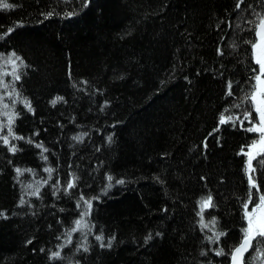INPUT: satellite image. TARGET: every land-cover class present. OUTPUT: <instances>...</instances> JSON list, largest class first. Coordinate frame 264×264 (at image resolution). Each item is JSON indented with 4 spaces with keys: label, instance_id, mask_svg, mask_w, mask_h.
Here are the masks:
<instances>
[{
    "label": "trees",
    "instance_id": "obj_1",
    "mask_svg": "<svg viewBox=\"0 0 264 264\" xmlns=\"http://www.w3.org/2000/svg\"><path fill=\"white\" fill-rule=\"evenodd\" d=\"M7 2L17 7L0 9V33L17 19L24 21L9 34L6 47H15L26 57L29 67L23 93L33 98L37 108L35 116L28 113L27 119L18 121L17 130L30 135L39 127V139L56 150L49 160L62 169L67 160L79 159L92 176L86 178V195L102 196L94 202L97 226L105 229V235L117 237L109 249L99 247L90 235L93 244L91 252L84 254L86 264H200V235L190 231L195 200L205 190L200 177H210L208 187L221 202L219 209L208 211L237 224L240 217L234 211L235 196L230 194L242 195L247 186L243 158L236 152L250 142V134L230 127L212 132L218 111L232 99L224 96L226 79L217 77L215 70L225 71L220 68L225 64L230 70L226 75L236 71L241 80L247 78L242 47L240 55H226L223 60L216 54L218 44L227 48L234 39L235 29L227 28L230 13L235 22L234 0H92L78 15L48 18L40 13L64 11V0L59 5L54 0ZM80 3L75 0V6ZM4 43L0 40V45ZM121 73L125 75L118 79ZM81 78L89 84L84 85ZM73 80L81 87L75 88ZM96 88L103 92H95ZM57 94L65 96L67 103L53 107L48 101ZM104 99L113 103L110 110L99 111ZM113 120L119 121L115 127ZM101 128L106 131H97ZM73 132L90 135L80 144L71 139ZM108 132L114 133L111 144L102 139ZM217 136L222 146L216 143ZM205 137L209 141L206 157L200 154ZM93 143L102 145L100 152L94 151ZM20 144L25 150L13 158L14 163L42 170L43 161L36 155L39 149ZM5 155L11 157L0 151L4 169L0 208L13 215L0 218V264H51L39 249H56L61 242L57 236L64 234L56 217L63 218L65 213L50 207L55 199L50 193L43 205L33 198L38 205L36 216L19 207L20 186ZM256 166L259 171L260 165ZM109 170L117 177L125 176L126 183L100 193L106 183L103 172ZM157 175L164 184L155 179ZM221 175L224 181L219 180ZM218 184L223 186L217 189ZM61 200L67 201H57L67 213L78 211L74 200ZM164 205L167 212L162 211ZM72 219L68 215L65 223L70 225ZM149 231L153 237L145 243ZM157 232L164 235L157 236ZM78 242L79 234H74L73 245L63 250L59 264L80 258V253H74ZM219 259L214 253L209 255L216 264Z\"/></svg>",
    "mask_w": 264,
    "mask_h": 264
},
{
    "label": "snow or ice",
    "instance_id": "obj_2",
    "mask_svg": "<svg viewBox=\"0 0 264 264\" xmlns=\"http://www.w3.org/2000/svg\"><path fill=\"white\" fill-rule=\"evenodd\" d=\"M91 2L92 0H81V3L75 6V0H64V11L57 12L50 9L42 11L40 15L45 18L54 15L73 17L87 8ZM54 3L59 5L60 0H54ZM16 7L17 5L14 3L0 0V9ZM69 7H72L73 10H67ZM234 13L235 22L231 18V13L227 21V28L235 29L232 32L234 39L227 48L218 44L216 54L223 60L226 55H240L242 47L247 78L241 80L236 71L226 75L230 70L225 64L220 65V68L225 69V71L215 70L217 77L226 79L224 96L232 99L218 111L216 126L212 132H218L221 128L226 130L230 127L234 130H243L246 135L250 134L248 135L250 142L240 145L236 152L237 156L243 158V173L246 176L247 186L242 195L230 194V196H235L233 203L237 207L234 211L240 217V222L237 224L232 221H222L221 216L208 211L219 209L221 202L218 201L217 195L213 194V189L208 187L211 183L210 177L208 175L200 177V180L204 182L205 190L195 200V208L193 209L195 216L190 223V231L200 235L199 255L203 257L200 264H216V261L209 260L211 253L220 258L219 264H254V262L255 264H264V0H254V2L234 0ZM23 23L22 19H17L14 26H9L6 31L0 33V40L5 42L0 45V48H5L4 51H0V89H2L0 90V145L3 146L0 151L11 153V157L5 155L4 159L8 165H11L15 173L14 179L20 186L19 198L16 201L19 207L36 216L35 209L38 205L33 198L39 202V205H43L45 196L50 193V197L55 198L52 199L50 207L57 208L60 213H65L63 218L56 217V224L62 227L64 233L57 236L61 242L56 245L55 250L40 248L39 251L46 253L51 264H59V261L64 258L63 250L67 246L73 245L74 234H79V242L74 245V253H80L81 256L74 261L69 259L68 264H82V262L86 264L84 254L91 252L93 244V241L89 239L90 235L99 243V247L109 249L113 247V241L117 237L115 233L105 235V229L97 226V220L94 217L98 213L94 202L101 200L102 196L99 194L86 195L88 190L85 187L87 179H92V176L86 168L82 167L79 159L76 161L67 160L62 169L58 162L54 163L49 160V155H52L56 150L55 148L50 150L44 140L39 139L41 132L39 127L35 128L30 135H25L17 130L18 121L27 119L28 113L33 116L37 114L33 98L23 93L25 69L29 67L28 61L15 47H6L7 39L10 38L9 34L14 33L15 27L21 26ZM220 27L221 25L218 23L216 28L219 29ZM240 33L244 35H239ZM223 39L222 36L221 40ZM124 75L121 73L117 78H123ZM81 79L84 85L89 84L87 79ZM184 79L189 80V77L185 76ZM72 84L75 88L81 87L75 80L72 81ZM83 90L88 91L87 88ZM159 90L158 88L157 91ZM95 92H103V90L96 88ZM237 92L240 93L239 96H237ZM58 102L67 103V100L65 96L57 94L48 101L53 107ZM112 103L111 99H104L98 106V110H110L109 106ZM71 119L73 121L76 119L75 114ZM57 123L63 127L62 121ZM117 123L119 121L113 120L112 126L115 127ZM97 131L105 132L106 129L101 128ZM62 135L63 133H61ZM89 135V132H73L71 139L83 144L84 138L89 137ZM61 136H57L56 139L65 143L66 141L61 140ZM102 139L111 144L114 142V133L108 132L107 136ZM20 142H26L25 146H35L36 149H39L36 155L40 161H43L42 170L14 163L13 158L25 150L24 147H21ZM216 143L222 146L219 136L216 137ZM71 146L69 145V147ZM101 148L102 145L93 143L95 152H100ZM203 148L204 151L200 154L206 157L209 148L207 137L204 138ZM72 155L75 156L76 153L73 152ZM162 155L168 154L162 153ZM97 163L103 165L104 161L98 160ZM257 164L260 165L259 171ZM3 171L4 169L0 167V172ZM41 171L44 175L41 174ZM25 173L30 174V176L26 177ZM103 178L106 183L100 188V193L106 194L114 185L126 183L125 176L117 177L110 170L103 172ZM155 179L160 184L165 183L159 175L155 176ZM225 179L224 175L219 177L220 181ZM222 186L218 184L217 189ZM62 197L74 200V208L78 211L67 213L65 208L57 203V201L67 202L61 200ZM162 211L167 212L168 206L164 205ZM10 215L13 214L8 209L0 208V218L7 219ZM68 215L73 216L70 225L65 223ZM48 227L52 228L53 224L49 223ZM155 235L162 236L164 233L157 232ZM152 237L153 232L149 231L144 237V242L148 243ZM229 241H234V243H229ZM26 243H31V240H27ZM32 250L36 251V249Z\"/></svg>",
    "mask_w": 264,
    "mask_h": 264
}]
</instances>
